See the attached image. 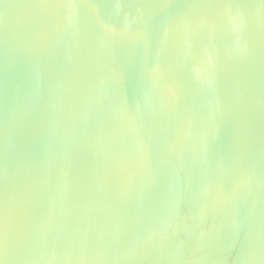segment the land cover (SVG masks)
I'll list each match as a JSON object with an SVG mask.
<instances>
[{"label":"water","instance_id":"obj_1","mask_svg":"<svg viewBox=\"0 0 264 264\" xmlns=\"http://www.w3.org/2000/svg\"><path fill=\"white\" fill-rule=\"evenodd\" d=\"M0 264H264V0H0Z\"/></svg>","mask_w":264,"mask_h":264}]
</instances>
